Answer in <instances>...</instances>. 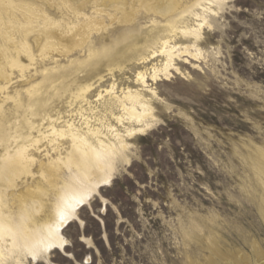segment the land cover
Here are the masks:
<instances>
[{
    "label": "rangeland",
    "instance_id": "374dc122",
    "mask_svg": "<svg viewBox=\"0 0 264 264\" xmlns=\"http://www.w3.org/2000/svg\"><path fill=\"white\" fill-rule=\"evenodd\" d=\"M5 3L0 0V11ZM82 3L85 15L94 16V2ZM212 10L216 15L203 31L199 61H177L180 72L169 80L150 77L157 61L136 65L129 44L137 36L142 40L140 26L131 29L108 18L104 29L91 28L98 55L89 61L88 49L44 57L34 36L29 42L35 61L25 55L22 60L30 69L0 78V133L8 137L12 155L25 146L31 158L26 167L8 161L0 141V171L6 161L11 170L0 172V200L20 195V203H35L30 222L43 219L54 182L72 164L66 140L45 138L51 120L58 128L90 122L105 134L98 120H108L105 125L122 129L105 106L107 91L113 85L118 94L136 89L137 75L146 69L148 88H140L155 108L151 128L128 140L111 182L61 224L65 245L28 264H264V0H228ZM59 11L48 13L56 21L75 19ZM178 41L187 43L183 36ZM87 84L94 85L91 105L72 96ZM60 155L53 172L42 170Z\"/></svg>",
    "mask_w": 264,
    "mask_h": 264
},
{
    "label": "bare ground",
    "instance_id": "6f19581e",
    "mask_svg": "<svg viewBox=\"0 0 264 264\" xmlns=\"http://www.w3.org/2000/svg\"><path fill=\"white\" fill-rule=\"evenodd\" d=\"M6 1L0 11L1 79L9 80V76L14 74V69H18L20 73L28 71L30 65L26 66L22 60L25 55L31 63L35 61L33 46L29 42L34 36V44L43 47L44 57L52 53L66 57L77 49L84 50V53L85 49H88L89 61L98 55L92 47L91 28L97 31L104 29L108 18L111 24L118 22L131 29L140 26L139 32L143 38L138 40L137 36L129 44V50L136 51L137 54L135 58L131 57L136 59V65L145 68L157 61L151 68L150 77L163 81L160 77L169 80L173 77V72H180L176 66L177 61L183 60L191 64L199 61L202 55L199 43L203 39V31L206 27H211V18L216 15L212 7L221 9L228 0H91L94 2L92 17L84 13L87 4L83 5L82 2L88 0H41L46 1L45 4L37 0H21L18 3L15 0ZM54 7H58L64 15L73 14V22L56 21L48 13L49 8ZM141 10L144 11L143 16L147 21L144 27L139 23ZM180 36L187 39L186 44H179ZM125 56L124 54L123 57ZM119 59L117 65L121 67L124 61ZM148 71L146 69L145 72L138 73L136 89L129 86L121 89L118 94L116 86L113 85L111 90L107 91L111 99L105 106L110 109L111 117L123 127L122 129L110 123L105 125L108 120H98L103 121L102 127L108 130L107 134L90 122L84 123L85 128L76 127L69 122L58 128V122L51 120L50 133L45 138L52 137L51 142L56 143L66 140L71 147L68 158L72 160V164L58 176L60 181L54 182L51 204L46 205L43 219L39 222H30L28 219L35 203H20V195L12 202L4 201V196H1L0 264H28V260H38L47 252L65 245V240L59 233L61 224L95 196L100 188L111 182L114 164L121 160L124 151L128 149V140L147 131L156 119L153 99L148 98L144 92L148 88ZM93 86H80L72 95L73 98L91 105L88 96ZM150 93L155 96L156 92L150 89ZM99 96L103 98L101 94ZM114 109L119 114H116ZM38 114L39 111L36 112L37 116ZM27 125L34 128L33 123ZM4 134L0 133V141L6 144L7 160L16 159L18 165L26 167L31 159L26 156V147H18L12 155L9 152L10 142ZM20 137L25 141H32L30 135L22 134ZM59 161L61 155L57 159L49 158L47 164L41 165L42 170L53 172L55 163ZM7 167H10V163L6 161ZM3 168L5 166L0 172ZM9 172L11 173V170ZM27 191V194H30L33 190L29 188ZM29 197L32 198L31 195Z\"/></svg>",
    "mask_w": 264,
    "mask_h": 264
}]
</instances>
